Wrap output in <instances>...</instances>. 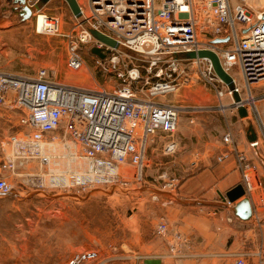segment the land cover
Listing matches in <instances>:
<instances>
[{
    "label": "built area",
    "instance_id": "1",
    "mask_svg": "<svg viewBox=\"0 0 264 264\" xmlns=\"http://www.w3.org/2000/svg\"><path fill=\"white\" fill-rule=\"evenodd\" d=\"M36 2L27 0L35 16V32L67 38L68 68L78 70L85 65L86 57L80 45L90 43L89 50L98 47L105 54L104 58L94 54L95 68L116 72L119 80L112 90L88 89L56 81L45 67L31 77L0 72V106L18 110L20 123L40 134L49 133L48 141L59 137L70 140L74 149L80 147L79 155L77 151L69 153L83 159L85 167L81 171L66 170L59 175L63 179L56 183L61 186L84 191L126 182L120 173L125 164L133 168L135 180L141 181L150 135L157 130L173 134L182 109L154 98L175 92L195 80L214 91L218 99L229 95L230 107L248 110L253 105L258 114L256 97L251 91L264 82V10L248 9L247 0L235 3L230 0H83V5H79L81 22L75 35L61 33V18L43 12L42 8H34ZM91 29L113 39L117 46L109 47L100 42L91 34ZM216 39L222 41L214 42ZM121 48L145 55L170 53L176 57L141 60L128 56L145 63L142 73L140 66L135 64L120 68ZM205 49L217 55L222 69L231 77V86L217 76L207 57L188 56L190 52ZM182 61H187L191 68H184L188 66ZM235 66L239 67L247 98L243 97L238 76L232 73ZM234 94L239 95V101ZM260 127L264 136L262 121ZM12 142L14 157L2 162V169H13L16 159H34L40 164L50 162V155L43 152L44 143L40 150L28 149L21 139L12 138ZM222 142L225 150L217 161L233 155L242 172L245 191H251L254 185L249 171L254 173L256 184L261 185L257 169L244 152L236 149L230 130L223 134ZM248 145L252 149L259 148L260 139L249 140ZM176 148L177 143L171 139L165 144L164 152L170 154ZM178 182L177 178H169L163 188L175 190ZM11 190L12 185L0 170V195ZM167 232V223L161 220L154 233L164 236ZM187 244L186 238L176 232L169 247L172 253L180 256V249ZM250 255L256 257L257 264H264L260 251ZM226 256L234 257L235 264H244L248 254L228 252ZM97 257L95 249L81 250L74 253L67 264H87Z\"/></svg>",
    "mask_w": 264,
    "mask_h": 264
},
{
    "label": "rangeland",
    "instance_id": "2",
    "mask_svg": "<svg viewBox=\"0 0 264 264\" xmlns=\"http://www.w3.org/2000/svg\"><path fill=\"white\" fill-rule=\"evenodd\" d=\"M77 2L83 5V0ZM230 2L235 3L236 0ZM36 4L43 12L61 18V33L75 35L78 32L77 25L81 18L71 12L64 0H37ZM25 5L30 7L27 0ZM245 6L252 11H262L264 0H247ZM21 11V2L0 0V72L31 77L39 68L45 67L56 81L83 88L112 90L119 83L116 72L95 68V57L89 50L90 43L80 45L86 57L85 65L78 70L68 68L67 38L36 33L33 10L25 19ZM73 28H76V31L71 32ZM121 51L123 62L118 63L121 69L130 68L135 64L139 65L144 73V62L130 59L132 56L128 49L121 48ZM182 63L188 66L184 68H191L187 61ZM232 73L238 76L243 97L247 98L239 67L235 66ZM260 85H264V82ZM254 89L251 91L252 95H255ZM154 99L180 106L182 109L173 136L158 133L154 143L150 144L149 148H155L152 156L148 140L146 167L143 169L141 181L135 180L133 168L125 164L121 166L120 173L126 182L111 186L80 191L50 182L49 179L56 173L55 170L65 169L62 161L70 158L69 152L77 151L79 155L81 150L79 146L74 149V144L68 139L61 140L58 137L51 142L48 139L45 141L38 131H34L38 141L33 147L41 150V144L44 143L43 152L51 155L50 163L30 162L17 170L16 167L11 170L0 167L2 175L12 185L9 193L0 195V264H67L74 253L87 249H95L98 252L97 259L87 264H142L139 256L147 253V250H141L140 241L154 237L165 238L167 255L175 259L192 258L199 261L208 255L205 249L194 245L189 234L174 229L175 221L162 219L168 227L164 236H157L154 233L155 227L167 208L176 207V200L179 198L177 188L183 179L198 172V162L204 156L201 149L210 138H213V143L215 139L221 142L223 134L230 130L235 140L239 133L247 134L245 137L251 140L249 137L253 133L255 138L260 139L259 148L264 150V136L260 127V121L264 124V113H259V104L255 103L258 114L251 105L248 110L246 108L247 114L240 116L237 109L230 107L232 100L229 95L218 99L214 91L198 80L180 87L175 92L158 95ZM219 104L225 107L221 108ZM192 108L200 109L192 112ZM171 139L178 142L177 149L173 153L163 154L161 146L164 141ZM49 143L65 148L66 152H48ZM250 149L253 152L254 149ZM181 151L194 154L182 162L179 158ZM10 156L13 158L12 154ZM78 160L84 162L83 159ZM53 161H61V164L56 165ZM148 170H152V174L147 172ZM249 172L254 185L251 191H246L245 196L250 193L256 203H262V179L261 185L256 184L254 173ZM163 173H166L168 178L179 180L175 190L164 188L163 192L160 191L161 182L159 179L153 180V176L157 177ZM224 204L232 205L226 199ZM201 210L204 217L215 218L221 209L213 206ZM176 232L181 233L188 242L186 247L180 249V256L172 253L169 247L171 237ZM228 252L238 253V250H214L212 255L218 262L227 261L232 264L234 257L226 256ZM244 254L251 257L249 252Z\"/></svg>",
    "mask_w": 264,
    "mask_h": 264
},
{
    "label": "crops",
    "instance_id": "3",
    "mask_svg": "<svg viewBox=\"0 0 264 264\" xmlns=\"http://www.w3.org/2000/svg\"><path fill=\"white\" fill-rule=\"evenodd\" d=\"M254 94L256 97L255 103L259 104V113H264V85L257 86L254 89ZM20 117L21 113L18 110L6 109L0 106V165L11 158L10 154L14 157L12 138L24 140L28 149L35 148L33 146L37 144L34 132L37 130L21 124ZM239 118L242 119L240 116ZM161 132L168 134V136H173V134L157 130L154 134L150 135L148 148L150 144L154 143L156 135ZM41 136H44L46 141L49 139L50 134L41 133ZM245 136H247L245 133L236 135V140L234 138L236 149L244 152L252 159L257 169V176L259 180L262 179V184L264 185V164L256 156L254 150L253 152L251 151L248 145L249 140ZM172 140L175 141V139ZM168 141H164L161 146L163 154H166L164 146ZM176 143L178 147V142ZM154 149L149 148L151 152L150 156H152ZM201 150L204 156L198 162L200 164L198 172L183 179L177 188L179 198L176 200V207L167 208L159 220L175 221L176 225L174 229H180L189 234L193 238L194 245L205 249L208 255L199 261L192 260V258L184 260L175 259L167 255L165 238L154 237L146 241L143 238L140 241V248L141 250L146 249L147 253L139 256L142 259V264H231L227 261L218 262V259L212 255L214 254V250H224L226 248H236L238 253L249 252V254L260 251L264 255V201L256 203L252 195L247 193L252 208V215L247 221L237 218L233 214L232 209L241 198L233 202L231 206L224 204L225 192L236 184L242 183V172L237 166L236 158L232 155L217 161V157L225 150V146L222 141L220 142L217 139L213 143V138L206 141ZM258 150L264 158V150L260 148ZM180 154L179 158L184 162L186 161L184 159L192 156L194 152L181 151ZM35 161L37 162L34 159L26 161L16 159V170ZM157 164L155 163V165ZM149 173L152 174V170ZM166 177V173L160 174L157 177L153 176V180L159 179L161 182L160 191L162 192L164 189L162 186L169 179L168 177L166 179ZM262 195L264 197V189H262ZM213 206L220 207L221 210L218 211V215L215 218L204 217L201 209ZM250 256L245 258V264H256V258L252 255Z\"/></svg>",
    "mask_w": 264,
    "mask_h": 264
},
{
    "label": "water",
    "instance_id": "4",
    "mask_svg": "<svg viewBox=\"0 0 264 264\" xmlns=\"http://www.w3.org/2000/svg\"><path fill=\"white\" fill-rule=\"evenodd\" d=\"M19 2L22 3V11L21 14L23 15V18H28L32 12V7L26 6L24 0H17ZM49 0H43V2H47ZM71 12L76 16L79 17L80 16V6L78 5L76 0H64ZM34 8H39L38 4H34ZM91 34L100 42L106 44L109 47H116L117 44L116 42L103 35L100 32H97L96 30L91 29L90 30ZM221 39H216L214 40V42H221ZM91 52L95 55H97L100 58H104L105 54L103 52L102 48H98V47H93L91 48ZM128 53L137 59H141V60H167V59H171L176 57L175 55H172L170 53H164V54H157V55H145L143 53L134 51V50H128ZM188 56L190 57H207L212 64V67L215 71V73L217 74V76L222 79L226 84H228V86H231L232 82H231V77L222 69L219 59L217 57V55L208 49L205 50H199L197 53L195 52H190L188 53ZM234 98L236 101L240 100V97L238 94H234ZM238 113L240 116H245L247 114L246 108L245 107H241L238 109ZM251 140H254V134L252 133V136L249 137ZM254 152L256 154V156L263 162L264 164V158L262 156V154L260 153V151L258 150V148L254 149ZM246 191L244 189V186L242 183H238L235 186H233L232 188H230L229 190H227L224 194V199H226L229 202H235L238 199V202H236L235 207L232 209L233 214L243 220V221H247L250 219L251 215H252V208L250 205V201L249 198L247 196H245ZM264 220V218H263Z\"/></svg>",
    "mask_w": 264,
    "mask_h": 264
},
{
    "label": "bare ground",
    "instance_id": "5",
    "mask_svg": "<svg viewBox=\"0 0 264 264\" xmlns=\"http://www.w3.org/2000/svg\"><path fill=\"white\" fill-rule=\"evenodd\" d=\"M24 2H25V0H24ZM78 5H80V4L78 3ZM40 21H41V17H39V23H40ZM61 150H63L64 152H66V149L65 148H61L59 146H56L55 144L54 145L53 144H49L47 146V151L48 152H51V153H55V152H58V151H61ZM70 153L73 154L72 151ZM50 157H51V155H50ZM62 162L64 164L65 169L64 170H59V169L58 170H55L56 172H61V173H55L53 177H50V179H49L50 182L56 183V182L62 181L63 178L61 176H59V175L65 173L66 170L81 171V169L85 165V162H82V161L78 160V158H75L74 155L70 156L69 159H67L65 161H62ZM53 163L56 164V165H60L61 164V161H59V162L53 161Z\"/></svg>",
    "mask_w": 264,
    "mask_h": 264
}]
</instances>
